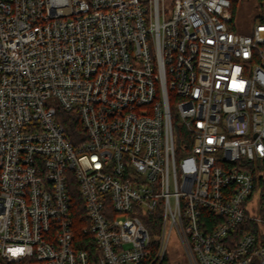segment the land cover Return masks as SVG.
Returning a JSON list of instances; mask_svg holds the SVG:
<instances>
[{
	"label": "built area",
	"instance_id": "2783aa9c",
	"mask_svg": "<svg viewBox=\"0 0 264 264\" xmlns=\"http://www.w3.org/2000/svg\"><path fill=\"white\" fill-rule=\"evenodd\" d=\"M263 16L264 0H0V264H264ZM245 221L259 232L227 243Z\"/></svg>",
	"mask_w": 264,
	"mask_h": 264
},
{
	"label": "trees",
	"instance_id": "16d2710c",
	"mask_svg": "<svg viewBox=\"0 0 264 264\" xmlns=\"http://www.w3.org/2000/svg\"><path fill=\"white\" fill-rule=\"evenodd\" d=\"M263 20H264V16H263ZM170 106H171V111H172V116H173V123L175 125V134L178 139L180 137V133L185 134V130L182 127H179L177 124V121H176L177 120L176 119L177 110L175 108V100L172 96L170 97ZM72 129L73 127L71 128V130ZM254 180H255L254 196L255 198H257L258 196L259 204H260L259 212L262 216H264V159L258 163V166L256 168H254ZM83 212H84V209L81 204V198L76 191L74 193L73 205H72V215H73L74 222H75V229H74L75 241L78 242V244L81 247L89 249L92 252L95 250V244L93 240H91L90 236H87L86 234L82 232L83 225H85V222L82 219ZM202 218L203 220H205V224H203V227H202L203 229L209 228V230H211V228L217 223V218L209 210L203 211ZM260 228H261V225L255 221L241 222L237 226L235 231L230 234V237L227 239V243L229 241L231 242V245H232V243L233 242L235 243V241L237 242V240H239V238H241V236L244 233L248 231H253L255 233H258Z\"/></svg>",
	"mask_w": 264,
	"mask_h": 264
},
{
	"label": "rangeland",
	"instance_id": "374dc122",
	"mask_svg": "<svg viewBox=\"0 0 264 264\" xmlns=\"http://www.w3.org/2000/svg\"><path fill=\"white\" fill-rule=\"evenodd\" d=\"M247 20L248 21H250L251 19L249 18V17H247ZM256 200H257V202L259 203V199H258V196H257V198H256ZM256 205V204H255ZM259 204H257V206H258ZM152 235L154 236V234L152 233ZM172 243V245L174 244V242H171Z\"/></svg>",
	"mask_w": 264,
	"mask_h": 264
}]
</instances>
